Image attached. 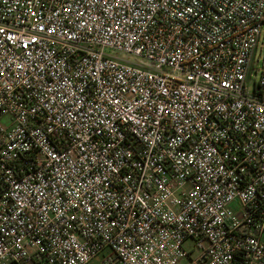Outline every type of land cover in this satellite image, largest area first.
<instances>
[{
    "label": "built area",
    "instance_id": "1",
    "mask_svg": "<svg viewBox=\"0 0 264 264\" xmlns=\"http://www.w3.org/2000/svg\"><path fill=\"white\" fill-rule=\"evenodd\" d=\"M3 117L0 264H264V0H0Z\"/></svg>",
    "mask_w": 264,
    "mask_h": 264
},
{
    "label": "rangeland",
    "instance_id": "2",
    "mask_svg": "<svg viewBox=\"0 0 264 264\" xmlns=\"http://www.w3.org/2000/svg\"><path fill=\"white\" fill-rule=\"evenodd\" d=\"M260 42L262 43L263 42V38H261ZM260 46L259 48L257 49L256 53H255V57H254V60L252 61L251 63V66H250V70L249 72L251 73V76L247 78L246 82H247V88L249 89V91H252V88H253V80L254 79H257L258 77V74H259V71L261 69V50H260ZM8 122V118L7 117H3L1 120H0V124L2 125H5L7 124ZM184 249L186 251H191L192 249V242L190 240H187L185 243H184ZM195 252H191V255H194ZM98 259L99 258H95L94 260H92L90 262V264H99L98 263ZM176 264H190V262L188 261L187 258H182L180 259Z\"/></svg>",
    "mask_w": 264,
    "mask_h": 264
},
{
    "label": "crops",
    "instance_id": "3",
    "mask_svg": "<svg viewBox=\"0 0 264 264\" xmlns=\"http://www.w3.org/2000/svg\"><path fill=\"white\" fill-rule=\"evenodd\" d=\"M98 261H99V259H98Z\"/></svg>",
    "mask_w": 264,
    "mask_h": 264
}]
</instances>
